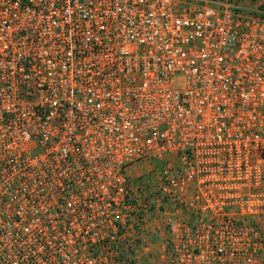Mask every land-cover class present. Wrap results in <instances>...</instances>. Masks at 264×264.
<instances>
[{
  "label": "built area",
  "instance_id": "1",
  "mask_svg": "<svg viewBox=\"0 0 264 264\" xmlns=\"http://www.w3.org/2000/svg\"><path fill=\"white\" fill-rule=\"evenodd\" d=\"M162 198L169 264H264V8L0 0V264H126Z\"/></svg>",
  "mask_w": 264,
  "mask_h": 264
},
{
  "label": "crops",
  "instance_id": "2",
  "mask_svg": "<svg viewBox=\"0 0 264 264\" xmlns=\"http://www.w3.org/2000/svg\"><path fill=\"white\" fill-rule=\"evenodd\" d=\"M250 5V4H249ZM135 170V169H134ZM137 170L148 174L150 170L149 164H141ZM149 175V174H148ZM150 178V176H149ZM153 178H150L152 180ZM134 185L145 190L144 200L148 199L147 193H152L158 185ZM162 209V210H160ZM160 210V211H159ZM204 215L200 211L190 210L186 207L174 205L165 198L160 201V207L155 209L152 214H148L144 220V227L141 231V241L137 246L138 259L143 264H154L155 262L149 257V252L158 251L159 246L165 251L166 241L173 235L176 227L183 221L195 223L198 218ZM164 256L162 255V259ZM129 264V263H126ZM161 264V263H159Z\"/></svg>",
  "mask_w": 264,
  "mask_h": 264
},
{
  "label": "rangeland",
  "instance_id": "3",
  "mask_svg": "<svg viewBox=\"0 0 264 264\" xmlns=\"http://www.w3.org/2000/svg\"><path fill=\"white\" fill-rule=\"evenodd\" d=\"M240 5L242 6L244 12L253 13V12L256 11V9H259L260 7L264 8V0H240ZM179 6H181V5H179ZM195 6H196V4L192 3L191 7L193 8ZM140 165L141 164H136V165H134L133 167H131L129 169L130 177L132 179H136L135 182H138V183H136V185L137 184L141 185L146 180H147V184L146 185H152L153 184V179L150 180L151 177L149 178L148 174L142 173V172L137 170V167H139ZM160 210H162V209H160ZM154 211H155V209H152L149 212V215L152 214V212H154ZM161 245H162V243H161ZM161 245L159 246L158 251L155 252V249H154V252L151 251V252H149L148 255H149V257H151V259H153V261L155 262L154 264H159V263H161V264H169V262L167 261L166 253H165L164 249L161 248ZM130 254L131 253H125V256L130 255ZM138 255L139 254H137V256ZM162 255L164 256L163 259H162ZM126 261H127V259H126ZM127 262L129 264H143L142 260L134 259V258L133 259L130 258V260H128Z\"/></svg>",
  "mask_w": 264,
  "mask_h": 264
},
{
  "label": "trees",
  "instance_id": "4",
  "mask_svg": "<svg viewBox=\"0 0 264 264\" xmlns=\"http://www.w3.org/2000/svg\"><path fill=\"white\" fill-rule=\"evenodd\" d=\"M260 9H263V7H260ZM139 243V242H138Z\"/></svg>",
  "mask_w": 264,
  "mask_h": 264
}]
</instances>
